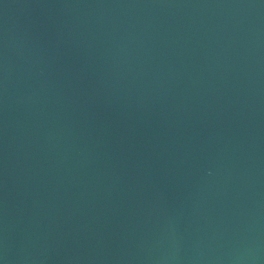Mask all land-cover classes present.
<instances>
[{
    "label": "water",
    "instance_id": "water-1",
    "mask_svg": "<svg viewBox=\"0 0 264 264\" xmlns=\"http://www.w3.org/2000/svg\"><path fill=\"white\" fill-rule=\"evenodd\" d=\"M2 264H264V0H0Z\"/></svg>",
    "mask_w": 264,
    "mask_h": 264
},
{
    "label": "snow or ice",
    "instance_id": "snow-or-ice-1",
    "mask_svg": "<svg viewBox=\"0 0 264 264\" xmlns=\"http://www.w3.org/2000/svg\"><path fill=\"white\" fill-rule=\"evenodd\" d=\"M0 264H2V261H0Z\"/></svg>",
    "mask_w": 264,
    "mask_h": 264
}]
</instances>
